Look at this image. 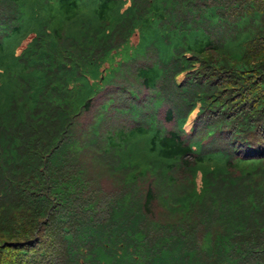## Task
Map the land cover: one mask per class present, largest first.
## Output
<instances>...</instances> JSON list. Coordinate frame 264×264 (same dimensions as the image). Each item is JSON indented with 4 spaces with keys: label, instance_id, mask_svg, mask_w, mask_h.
Wrapping results in <instances>:
<instances>
[{
    "label": "trees",
    "instance_id": "trees-1",
    "mask_svg": "<svg viewBox=\"0 0 264 264\" xmlns=\"http://www.w3.org/2000/svg\"><path fill=\"white\" fill-rule=\"evenodd\" d=\"M0 264H264V0H0Z\"/></svg>",
    "mask_w": 264,
    "mask_h": 264
},
{
    "label": "rangeland",
    "instance_id": "rangeland-1",
    "mask_svg": "<svg viewBox=\"0 0 264 264\" xmlns=\"http://www.w3.org/2000/svg\"><path fill=\"white\" fill-rule=\"evenodd\" d=\"M33 37V34L26 36L25 38H19L16 42V44L14 45V47H17L16 51H18L19 49L23 48L25 46V44ZM139 41V34L136 32L131 40V43L136 44Z\"/></svg>",
    "mask_w": 264,
    "mask_h": 264
}]
</instances>
